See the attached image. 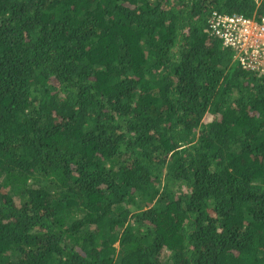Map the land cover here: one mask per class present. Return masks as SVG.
I'll return each mask as SVG.
<instances>
[{"label":"trees","instance_id":"obj_1","mask_svg":"<svg viewBox=\"0 0 264 264\" xmlns=\"http://www.w3.org/2000/svg\"><path fill=\"white\" fill-rule=\"evenodd\" d=\"M213 13L264 0H0V264H264V74Z\"/></svg>","mask_w":264,"mask_h":264},{"label":"built area","instance_id":"obj_2","mask_svg":"<svg viewBox=\"0 0 264 264\" xmlns=\"http://www.w3.org/2000/svg\"><path fill=\"white\" fill-rule=\"evenodd\" d=\"M213 28L236 50L240 66L264 74V16L213 13Z\"/></svg>","mask_w":264,"mask_h":264},{"label":"rangeland","instance_id":"obj_3","mask_svg":"<svg viewBox=\"0 0 264 264\" xmlns=\"http://www.w3.org/2000/svg\"><path fill=\"white\" fill-rule=\"evenodd\" d=\"M256 2V4H259L261 2V0H254Z\"/></svg>","mask_w":264,"mask_h":264}]
</instances>
